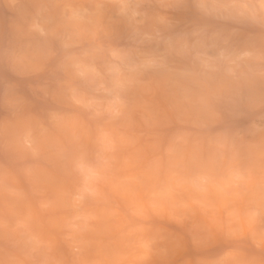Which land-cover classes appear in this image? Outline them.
<instances>
[{
  "label": "clouds",
  "instance_id": "clouds-1",
  "mask_svg": "<svg viewBox=\"0 0 264 264\" xmlns=\"http://www.w3.org/2000/svg\"><path fill=\"white\" fill-rule=\"evenodd\" d=\"M0 264H264V0H0Z\"/></svg>",
  "mask_w": 264,
  "mask_h": 264
}]
</instances>
